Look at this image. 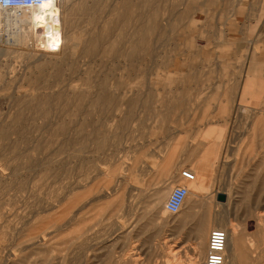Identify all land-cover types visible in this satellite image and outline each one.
Listing matches in <instances>:
<instances>
[{
  "label": "rangeland",
  "instance_id": "374dc122",
  "mask_svg": "<svg viewBox=\"0 0 264 264\" xmlns=\"http://www.w3.org/2000/svg\"><path fill=\"white\" fill-rule=\"evenodd\" d=\"M183 1L72 0L66 40L74 43L49 49L52 61H35L32 42L0 41V264L204 263L197 244L180 246L181 214L163 215L175 186L152 185L171 176L187 149L189 163L194 150L199 157L210 142L202 131L220 126L212 192L228 185L235 195L227 206L238 201L245 216L264 217L261 155L246 144L237 155L227 140L237 115L256 126L240 104L264 111V52L205 34L202 17L184 16ZM172 11L179 21L168 20ZM21 29H31L27 17ZM250 77L259 91L245 90ZM226 82H237L236 96L222 115ZM154 193L164 199L156 206ZM216 203L215 193L212 216ZM260 241L264 264V232Z\"/></svg>",
  "mask_w": 264,
  "mask_h": 264
},
{
  "label": "crops",
  "instance_id": "0c3cea01",
  "mask_svg": "<svg viewBox=\"0 0 264 264\" xmlns=\"http://www.w3.org/2000/svg\"><path fill=\"white\" fill-rule=\"evenodd\" d=\"M183 3V14L188 20L203 18L205 34L208 35L209 33L211 37H218L219 35L227 37L235 46H241L242 50L244 49V51L249 53L264 52V0H185ZM171 13V17L168 20L170 22L179 21L178 13L175 11ZM168 27L174 29L180 26L171 25ZM223 43L225 44L226 41ZM227 45L231 44L228 43ZM256 45H258V48ZM251 72L252 69H249L248 74L251 75ZM256 84L250 77L246 80L244 88L245 90L258 88L257 91H259L260 86ZM236 86L237 82H234L233 85L226 82L223 86V99H221L222 105L220 108L222 115L226 114L229 107H232L236 96ZM239 106L242 112L253 114L256 126L251 122L245 124L244 119L240 122L237 115L235 132L231 133L227 140L235 142L234 147L237 155H239L240 150L243 151L245 144L256 150L261 155L259 169L264 171V111L246 105L240 104ZM259 113H262L261 117L256 115ZM225 132L226 128L223 126L208 130L204 129L202 136L203 138H209L210 142L202 154L198 157L196 150H194L193 162L189 163L190 154L187 149L186 157L176 163L171 176L166 177L168 175L164 173L162 175L164 179L154 181L155 183L152 187L163 188L158 183L170 179V186L166 187V190L179 184H183L182 186L189 190L190 195L185 200L182 210L177 213L181 214V219L177 226L178 231L179 233L181 230L186 231L185 237L184 235L179 236L181 238L180 246L183 244H197L201 247V250L205 251L206 255L209 234L212 230L213 220H215V228L224 230L227 234L224 264H260L261 254L259 255L257 248L260 247V236L264 232V217L260 215L245 216L243 212L238 211V208L234 207L238 201L227 206L229 199L235 195L228 185L225 186L224 191L212 192L213 179L210 182L209 172H212L210 166L215 165L217 162L214 163L209 157H219ZM180 147V143L175 144L168 161L172 160ZM228 162L229 160L226 157L224 163L228 165ZM188 171L194 174V180L187 181L184 179L183 175ZM215 193L216 195L217 193L226 195V202L222 203L226 205L223 215L217 209L220 208V203H216V213L213 216L209 210L210 206L215 202ZM247 195L248 193L246 192L242 193L244 197ZM223 220L227 222L225 226L223 225ZM247 220L255 221V231H248L246 228ZM240 221H243L242 230H236L238 225L230 226V222Z\"/></svg>",
  "mask_w": 264,
  "mask_h": 264
},
{
  "label": "bare ground",
  "instance_id": "6f19581e",
  "mask_svg": "<svg viewBox=\"0 0 264 264\" xmlns=\"http://www.w3.org/2000/svg\"><path fill=\"white\" fill-rule=\"evenodd\" d=\"M70 1L72 2V0H55V2L54 1L44 2L38 7H32V8L27 9V10L17 9V10H10V11H0V41L1 40L3 41V39H5L6 40L5 43L7 42V44H10L12 46L17 45V44H23V43H25V41L27 43L32 42V43H34V49L37 51V53L35 54L36 57L34 58L35 61L56 60L57 58L52 59L51 57H47L45 55V53L49 49L52 50L54 53H59L61 51V46L65 47L64 52H66V50L67 51L71 50V48H72L71 44L74 43L73 41L66 40L67 35H69V33L67 31V28H68L67 26H68L69 21H70L69 20L70 18L68 16V8H69L68 4ZM113 1L121 2V1H125V0H113ZM23 17L28 18L31 29H29V30H22L21 29ZM88 43H90V42H88ZM40 52L42 54H40ZM28 58L31 59L33 57H28ZM73 90H74V92L79 91L76 88H74ZM55 96H57V95H55ZM75 96L78 97V94L75 93ZM31 97H33V96L31 95ZM79 98H81V97H79ZM79 98H77V99H79ZM25 103H27V102H25ZM77 104L78 103H76V105ZM67 133H69V132H67ZM1 177H2V179H4V177L6 178L7 176H6V174H2ZM155 194L156 193H154L152 196V204L154 206L161 204L162 200H164L161 197L160 198L155 197L154 196ZM164 195H165V193H164ZM188 195H190L189 191H188V194H187L185 200L187 199ZM192 197H193V195H192ZM184 204H185V201H184ZM184 204H183V206H184ZM183 206H182V208H183ZM182 208L180 209V211L182 210ZM162 211L164 213L163 215H169L166 212L165 207L163 208ZM41 241H43V240H41Z\"/></svg>",
  "mask_w": 264,
  "mask_h": 264
},
{
  "label": "built area",
  "instance_id": "2783aa9c",
  "mask_svg": "<svg viewBox=\"0 0 264 264\" xmlns=\"http://www.w3.org/2000/svg\"><path fill=\"white\" fill-rule=\"evenodd\" d=\"M55 0H0V11L27 10L32 7H38L44 2ZM187 181L194 180V174L190 171L183 175ZM188 189L183 186H176L172 189L166 204L165 210L169 215H176L182 208ZM227 244V234L224 230L213 228L209 234L206 255L203 264H224L225 250Z\"/></svg>",
  "mask_w": 264,
  "mask_h": 264
},
{
  "label": "water",
  "instance_id": "95a60500",
  "mask_svg": "<svg viewBox=\"0 0 264 264\" xmlns=\"http://www.w3.org/2000/svg\"><path fill=\"white\" fill-rule=\"evenodd\" d=\"M226 195L224 193H217L216 195V201L220 203H225L226 202Z\"/></svg>",
  "mask_w": 264,
  "mask_h": 264
}]
</instances>
